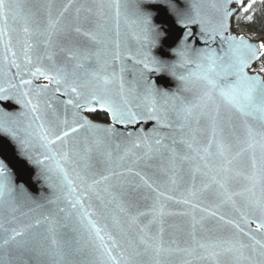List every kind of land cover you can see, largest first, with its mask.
<instances>
[{
    "label": "snow or ice",
    "instance_id": "1",
    "mask_svg": "<svg viewBox=\"0 0 264 264\" xmlns=\"http://www.w3.org/2000/svg\"><path fill=\"white\" fill-rule=\"evenodd\" d=\"M256 3L212 0L209 15L198 0L188 10L165 0L180 24H198L204 43L216 44L193 50L187 31L174 49L179 62L169 65L151 53L159 33L139 2L130 7V0H94L76 7L69 20L65 14L72 0L62 9L48 0L37 10L26 8L23 0H0V105L13 102L25 109L18 119L0 107V133L14 143L19 157L39 169L51 193L35 198L0 159V264H173L177 256L184 257L179 264L193 259L264 264V65L254 74L247 71L264 58V40L231 34L233 18L237 24L253 21ZM121 20L139 30L135 55L120 52ZM125 59L133 61L132 80L125 78ZM165 68L190 97L162 91L148 79L146 73ZM40 77L47 83L34 85ZM98 110L109 114L111 124L83 115ZM142 122L155 127L137 133L116 127ZM197 133L206 135L201 140ZM124 136L130 138L125 155L143 147L136 160L153 169L149 174L128 168L137 181L125 180L111 166V142ZM154 157L167 167L149 164ZM184 164L190 180L178 198V187L186 183ZM240 180L246 183L235 190ZM205 194L213 197L211 206H202ZM141 201L151 203L142 209ZM168 202L185 211H168ZM26 204L33 207L20 211ZM224 205H231L238 219L220 214ZM168 215L190 217L184 246L164 239ZM206 217L218 220L219 232L230 228L231 234L199 235L198 226L207 233Z\"/></svg>",
    "mask_w": 264,
    "mask_h": 264
},
{
    "label": "water",
    "instance_id": "2",
    "mask_svg": "<svg viewBox=\"0 0 264 264\" xmlns=\"http://www.w3.org/2000/svg\"><path fill=\"white\" fill-rule=\"evenodd\" d=\"M51 2L54 5V9H62L65 4L68 3V0H51ZM139 2L140 7L142 10L150 13V23L151 26L159 33L158 36H156V43L154 46L151 47V53L153 56L157 57L158 59L164 61L166 64H172V63H178L179 57L175 54L174 49H177L180 46V43L184 37L185 32L191 31L192 35L188 37L187 43L192 47L193 50L196 49H202L205 47H216V44H205L204 41L200 38L202 33L200 30V26L198 24H189L187 27L179 23V17L176 16V14L172 11H170L165 6V0H162L161 3L155 4V5H149L143 3V0H130V7L134 6V3ZM176 2L179 4V6L183 9L188 10L190 4L193 2V0H176ZM199 3L203 5V10L211 15V8L209 5L211 4L212 0H198ZM247 3V0H245ZM24 6L26 8H30L33 10L42 9V7L48 3V0H23ZM94 3V0H72V7L69 8L68 13H66V17L69 20H72L75 16V8L79 7L80 5H92ZM232 7H236L235 4L232 5ZM41 11V15H42ZM139 34V30L132 26L131 28H128L124 25L123 20H121L120 24V36H119V43H120V52L122 55H124L126 52L131 55H135L137 52V49L139 48V44L137 43L136 35ZM231 34L239 36L238 33L233 31V22H232V28H231ZM245 37H247L250 42H258V40H251L248 36L245 34H242ZM83 40V38H79ZM112 40H115L116 37L112 35ZM113 45L109 44V48H112ZM262 59V58H261ZM258 62V61H257ZM255 62L249 69H247L248 73L254 74L252 72V69L254 68ZM118 63V62H117ZM125 64L127 66V71L125 73L126 80H132L133 79V61L131 59H125ZM136 67H139L138 65ZM111 71V68L108 69ZM15 72V69L12 70ZM182 70L178 69V72ZM149 80L155 83L156 87L162 91H167L169 93L173 92H180L181 95L184 96H191L192 93H185L181 91L182 85L181 82L171 74V72L165 68L161 72L151 71L146 73ZM264 76L263 74H261ZM25 79H28V76L24 77ZM0 79H3V75L0 74ZM47 83L43 79V77H40L36 80H33V84H44ZM59 99H66V97L59 96ZM55 103V102H54ZM59 107V105H56ZM0 107H3L6 111L13 112L16 114V118L22 119L19 117V113L25 111L23 105L16 104L13 102H9L4 105H0ZM97 112H103L104 111H97ZM93 113L84 112L83 115L87 116L88 119L92 120L94 123L102 124V125H108L111 124V119L109 116V121L106 123L100 122L98 120H94L91 116ZM118 131L121 133L125 132H131V133H137L140 130H143L144 132H149L151 129L155 127L154 122H148V123H139L136 125H128L127 127L122 125L116 126ZM163 132L169 131L168 129H160ZM198 137L203 140L206 133H197ZM134 138V137H133ZM130 138L127 136L115 138L111 142V146L109 148V151L112 153V164L111 166L119 172L124 173V179L125 180H132L137 181L138 178H136L134 175L127 172L128 168H132L133 172L135 171H141V172H148L149 174L153 169L146 168L145 163L143 160H136V157L142 156L145 149L143 147L132 149L130 152H128L127 155H125V151L130 147ZM165 143H169L170 141H165ZM119 145V147H117ZM164 155L166 156L167 153L165 152ZM124 157L123 160H119V157ZM0 159H3L5 163L8 165V167L12 170L15 182L17 184L25 186L28 191L37 199L41 197H47L50 196V190L47 189V187L43 184V181L39 178V169L31 165L29 162H27L25 159L19 157L17 155V148L14 145V143L4 134L0 133ZM135 161V163H134ZM149 164L154 165L156 168L160 167H167L166 162L163 160V158H157L154 157L151 161H149ZM163 173L158 174V178L163 177ZM181 175L184 176L185 184H181L177 191L176 195L179 198V193L183 192L185 190V187L188 186L187 182L190 180L189 174H188V165L184 164L183 169L181 172ZM245 181L240 180L238 184L234 185L235 190H240L244 185ZM196 184L197 187L200 186V177L197 175L196 178ZM261 193L259 191V188L256 190V195L259 196ZM203 204L202 206H211L213 203V197H211L208 194H205L201 197ZM151 201H141V208L143 209L145 204H150ZM238 205L240 204V200H237ZM64 206L63 204L61 205ZM33 207L30 204H26L23 206L20 211L22 212H29V208ZM52 206L48 205L45 209L42 211H48ZM167 210L173 213H180L185 211V206L174 204L171 202L167 203ZM216 210V209H212ZM219 213L225 215L226 219L233 218L238 219V216L233 211L231 205H224L219 209ZM19 215V213H17ZM95 218V217H94ZM199 218V215L198 217ZM150 219V217H149ZM143 222H147V219H144ZM103 224V222H101ZM157 225L153 224L151 226L152 231L155 232L157 230ZM204 229L207 230V233H201L199 232V226H198V234L199 235H205V234H222L224 236H228L231 234L232 229L225 228L222 232H219V229L221 227L218 220L214 217H206L203 222ZM252 228H255V223L251 225ZM164 239L168 240L171 238L177 239L181 246L183 245V241L188 239V233L191 231V220L188 216L183 215H168L164 218ZM259 238V237H258ZM115 254V253H114ZM184 259L182 256H177L173 258V264H179V261ZM191 264H204V262L197 261L193 259L191 261Z\"/></svg>",
    "mask_w": 264,
    "mask_h": 264
},
{
    "label": "trees",
    "instance_id": "3",
    "mask_svg": "<svg viewBox=\"0 0 264 264\" xmlns=\"http://www.w3.org/2000/svg\"><path fill=\"white\" fill-rule=\"evenodd\" d=\"M250 14H253L254 16L252 22L242 20L237 24L235 18H233L234 32L238 33L239 35L245 34L251 40L254 39L262 41L264 40V0H257L252 13ZM262 65H264V58L259 60L252 70L255 69L256 72H259ZM260 74L264 75V73ZM91 116L94 120L96 119L100 122L106 123L107 121H109V116L107 113L96 112L91 114Z\"/></svg>",
    "mask_w": 264,
    "mask_h": 264
},
{
    "label": "rangeland",
    "instance_id": "4",
    "mask_svg": "<svg viewBox=\"0 0 264 264\" xmlns=\"http://www.w3.org/2000/svg\"><path fill=\"white\" fill-rule=\"evenodd\" d=\"M233 31H234V29H233ZM252 72H253V73H254V72H256V71H255V69H254V70H252Z\"/></svg>",
    "mask_w": 264,
    "mask_h": 264
}]
</instances>
